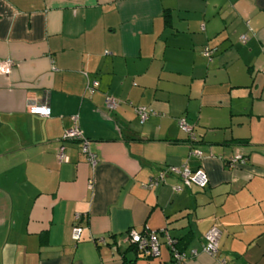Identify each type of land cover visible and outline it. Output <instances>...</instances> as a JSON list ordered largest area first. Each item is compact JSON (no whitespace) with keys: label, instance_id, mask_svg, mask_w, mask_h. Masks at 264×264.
<instances>
[{"label":"crops","instance_id":"1","mask_svg":"<svg viewBox=\"0 0 264 264\" xmlns=\"http://www.w3.org/2000/svg\"><path fill=\"white\" fill-rule=\"evenodd\" d=\"M7 58L0 264H172L162 229L196 250L186 264H264V0H0ZM34 104L50 114L30 113ZM137 105L153 112L144 122ZM74 122L93 164L79 140L60 138ZM237 152L246 161L228 164ZM183 165L204 170L206 185L176 172L148 185ZM213 224L211 256L201 247ZM132 230L158 231V254L138 253Z\"/></svg>","mask_w":264,"mask_h":264},{"label":"built area","instance_id":"2","mask_svg":"<svg viewBox=\"0 0 264 264\" xmlns=\"http://www.w3.org/2000/svg\"><path fill=\"white\" fill-rule=\"evenodd\" d=\"M241 40H245L246 36L241 35ZM204 53L207 54V49H204ZM13 65V61L10 58L0 60V73H8ZM89 90L92 91V86H89ZM118 105V101L113 97L105 98V106L109 109H113ZM30 113L47 116L50 114V108L45 104H34L28 108ZM135 111L140 116V120L143 121L147 116V109L143 105H139L135 108ZM177 124L180 129L187 132L192 138L193 134L191 132V127L185 122L183 118L178 119ZM62 140L66 139H76L80 141L81 150L87 155L88 160L93 164L95 163V157L93 152L90 150V141L87 140L83 135L77 124L74 122V125L70 128L64 130L61 135ZM64 147L61 145L57 149V158L59 161H66L67 157L64 155ZM197 156H202V151L198 148H193L191 151ZM232 165H235L237 162H244L241 153H235L232 156ZM168 172H176L181 177L185 185L190 183H195L199 186H204L207 181V175L202 169H195L193 171L189 170L187 166L183 165L182 167L168 166L166 170L161 171L156 177H153L148 185L153 186L162 179L163 174ZM80 215L76 214L74 216V221L71 228V237L73 240H77L80 235L81 226L78 224V219ZM159 232H163L165 236L166 243L171 247V254L173 259V264H186L187 256H194L197 254L195 249H191L188 255L182 250H178L174 245L175 240L167 235V233L162 229ZM158 231L144 230L142 232L129 231L128 239L129 243H132L141 251L144 255H156L158 254ZM221 235V230L216 225H211L203 235L204 243L201 247V250L208 254L214 255L217 252L218 242ZM99 242H103V238H98Z\"/></svg>","mask_w":264,"mask_h":264},{"label":"trees","instance_id":"3","mask_svg":"<svg viewBox=\"0 0 264 264\" xmlns=\"http://www.w3.org/2000/svg\"><path fill=\"white\" fill-rule=\"evenodd\" d=\"M165 15H168V14H166L165 13ZM246 40V39H245ZM244 40V41H245ZM241 41H243V40H241ZM204 49H207V51H208V53L207 54H205L204 53ZM213 51H214V48H211V47H208V46H204L203 48H202V50H201V54L204 56V57H206L207 59H211V57H212V53H213ZM137 106H139V105H137ZM137 106H135L134 107V111H135V108L137 107ZM144 106V105H143ZM146 107V106H145ZM146 109H147V116H146V118L143 120V121H141L140 120V116H139V114H137L138 115V117H139V120H140V122H144L146 119H147V117L150 115V114H152L153 112H152V110L151 109H148L147 107H146ZM136 112V111H135ZM137 113V112H136ZM184 120H185V118L184 117H182ZM178 119H180V118H178ZM178 119H177V121H178ZM185 122H186V120H185ZM187 123V122H186ZM188 124V123H187ZM178 125V124H177ZM189 125V124H188ZM190 126V125H189ZM191 127V126H190ZM64 132V131H63ZM191 132H192V127H191ZM192 134H193V132H192ZM189 135V134H188ZM190 137V136H189ZM61 138V137H60ZM189 140H191V142H192V144H193V146H192V149L193 148H198L197 146H196V143H197V141L195 140V137H194V134H193V137L191 138H189ZM233 140H235L238 144H240V145H245V144H249V142H248V139L247 138H235V139H233ZM199 149V148H198ZM202 151V150H201ZM237 153H239V152H237ZM202 154H203V151H202ZM212 153H211V151H208V155H211ZM235 154V153H234ZM233 154V155H234ZM232 155V156H233ZM242 155V158H244V162L246 161V158H247V156L246 155H243V154H241ZM232 156H231V158L229 159V161H228V164H230V165H232V161H231V159H232ZM168 167V166H167ZM167 167H163L162 169H161V171H164V170H166V168ZM166 172H168V171H166ZM165 172V173H166ZM153 178V177H152ZM182 180V179H181ZM206 185V184H205ZM204 185V186H205ZM199 186V185H198ZM204 186H199V187H204ZM162 234H163V232H161ZM160 233V234H161ZM164 235V234H163ZM159 236V232H158V234H157V237ZM172 238V237H171ZM174 240H175V242H174V245L177 247V249L178 250H182L184 247L182 246V244L180 243L181 241L178 239H175V238H173ZM158 242H159V240H158ZM165 242H166V240H165ZM167 244V243H166ZM133 247H134V249L138 252V253H140V254H142V255H144L141 251H139L138 249H137V247L135 246V245H133ZM167 247H168V249H169V252H170V257H171V263L173 264V259H172V254H171V247L167 244ZM145 256H149V255H145Z\"/></svg>","mask_w":264,"mask_h":264}]
</instances>
